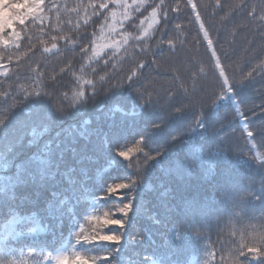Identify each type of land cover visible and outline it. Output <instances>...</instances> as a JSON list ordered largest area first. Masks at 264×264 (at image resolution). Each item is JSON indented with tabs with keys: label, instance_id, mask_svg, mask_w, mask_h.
Instances as JSON below:
<instances>
[{
	"label": "trees",
	"instance_id": "16d2710c",
	"mask_svg": "<svg viewBox=\"0 0 264 264\" xmlns=\"http://www.w3.org/2000/svg\"><path fill=\"white\" fill-rule=\"evenodd\" d=\"M159 2L129 8L130 18L108 34L111 11H122L110 0H46L48 18L28 23L20 47H0L5 57L0 60V260L55 264L54 257L75 251L107 255L101 264H217L219 228L225 260L233 241L241 234L250 239L253 227L259 229L257 219L222 217L235 193L255 192L261 200L250 207L264 210V70L256 67L252 80L202 114L196 107L176 111L177 101L169 107L145 103L129 85L107 92L133 71L137 88L142 84L141 90L161 96L184 88L207 103L218 89L219 68L189 0H164L170 6L167 21L159 18L151 35L141 38L150 5ZM243 2L259 5V0ZM101 3L108 7H91ZM191 3L226 75L235 80L252 71L261 59L256 53L264 48V21L251 17L247 6L236 8L241 0H219V7L217 0ZM177 4L178 12L172 10ZM6 11L0 7V18ZM120 33L129 36L127 44L90 59L95 44L120 40ZM53 43L57 48L45 52ZM201 85L206 91L200 92ZM25 90L69 98L83 90L86 100L65 104L61 111L48 96L23 99ZM13 96L23 102L9 112ZM238 106L244 119L235 112ZM245 127L257 132L247 145ZM141 138L146 154L131 161L119 156ZM117 182L133 183L123 199L101 200ZM129 202L127 217H117L125 220L123 229L100 226L121 235L119 244L76 243L79 226L86 234L94 228L88 216ZM197 231L201 239L194 238Z\"/></svg>",
	"mask_w": 264,
	"mask_h": 264
},
{
	"label": "snow or ice",
	"instance_id": "6c2138e0",
	"mask_svg": "<svg viewBox=\"0 0 264 264\" xmlns=\"http://www.w3.org/2000/svg\"><path fill=\"white\" fill-rule=\"evenodd\" d=\"M111 3L115 4L122 11H116L115 9L111 11V24L107 26L109 33H116L118 31V21L123 18V20H128L130 18L129 8L135 7L137 10L144 6L147 3V0H132V3L129 4L128 0H110ZM46 0H3V3L0 4V7L7 10L2 18H0V47L7 50L10 46L14 48L20 47V41L23 39V33L26 32V26L31 21L33 23L40 22L43 23L48 17L46 16ZM191 8L195 11V19L200 21L199 31L203 32V39L206 41L207 47L211 49L210 56L215 59L216 66L219 68L218 81L219 87L214 90L211 94V97L205 103L202 97H199L198 94L193 91L191 94L188 90L181 88L178 92H174L171 89L169 93L161 96L159 93L149 92L148 90H141L143 85L141 84L140 88H137V82L139 77L136 72H131L130 76H125L124 81H118L116 85H109L107 92L115 88H121L125 85L132 86L135 88L136 92L144 100L145 103H153L160 107H169L173 104L174 101H177L181 107L176 108V111H181L182 108L186 107H196L200 109L201 114L203 110L209 106L216 105L218 100L226 99L230 94H234L235 87L237 85H242L246 81L253 79V73L256 70V67L264 70V48H262L257 55L261 57L260 62L256 65L252 71L242 75L240 79H230L225 73V68L221 66L220 57L217 55L216 46L210 36L208 28L205 27L203 20L201 19L199 11H196V4L191 3ZM151 6V13L146 20L148 21L146 26L143 28L142 36L149 37L151 35L150 30L154 25L160 24V19L163 18L165 22L168 18L167 9L169 5L164 3V0H160L159 4L153 3ZM217 6L219 7V0H217ZM247 6L249 10V15L251 17H258L261 21H264V0H259V5L248 4L245 5L243 0L241 3L237 4L236 8H245ZM91 7H99L101 9L107 8L108 3H101L99 5H92ZM259 8V11L257 10ZM173 11H180V5L177 4ZM9 12L11 14H9ZM87 15V13H85ZM87 23V20L84 21ZM141 24H145V21H141ZM211 27V25H209ZM103 31V28L101 29ZM121 39H110L105 40L102 36L101 39L105 40L104 43H97L92 48V56L90 59H95L102 55L105 48H118L121 44H127L129 36L124 33H120ZM55 39V37H53ZM260 39L264 41V35L260 36ZM169 48L171 49L174 45L171 40L167 41ZM57 45L53 43L51 48H45V52H51L53 49H56ZM247 51L252 52L250 48ZM5 57L0 53V60H3ZM224 58L227 59V53H224ZM8 61L11 62L12 56L7 57ZM142 67V65H139ZM7 75V72L4 73ZM103 79V78H101ZM126 82V84H125ZM85 85H92L95 89V85L90 80L84 81ZM103 90V89H102ZM206 89L203 85L200 87V92H204ZM97 91L94 90L92 96H95ZM5 96L11 95L8 92L4 93ZM41 95L51 97L55 100L58 110L63 111L65 104L74 105L85 99L86 92L76 91L71 98H69L67 93H56L55 91H24L23 99H28L31 97H39ZM59 97V98H58ZM23 99L17 100L13 96L11 103L8 104V111L16 108L19 104L23 102ZM239 102H237L238 104ZM236 114L240 119H244L243 113L241 112L240 107L238 106L235 109ZM4 123L3 119H0V126ZM200 128H203V124H199ZM244 131L246 136L242 137L243 142L247 145L254 137L257 136V132L249 130L245 127ZM144 139L141 138L138 143L131 147H127L119 151V156L125 160L131 161L134 156L139 157L142 153L146 154L145 149L143 148ZM264 161V159H261ZM133 182H117L111 184L107 187L104 195L100 197L101 200H107L111 196H115L117 199H123L124 192L126 189L132 186ZM262 190H264V184L261 185ZM261 200V196L257 195L253 191L235 193L233 196L229 197L226 201L228 212L222 217V219H257L259 221V229L253 227V231L250 234L251 238L247 239L244 234H241L238 242L233 241L235 247H232L230 254L227 260L223 256V241L220 240L221 235L223 234V229L219 228L217 233V240L221 243V255L220 260L217 264H253V262H258V264H264V210H255L250 207L257 201ZM132 204L125 203L120 205L115 211H104L102 215H90L87 217L88 221L92 222L94 228L90 230L87 234L85 233L84 227L79 226V231L76 233V243L77 244H96L100 242H108L119 244L122 240V236L113 231L103 232L100 230V226L113 228L119 227L123 229L125 227V220L117 217H127L128 213L131 211ZM183 233H179V236H182ZM230 235H235L234 232H231ZM195 239H201L200 232L195 233ZM213 258L215 259L216 253H213ZM55 264H101L103 260L109 259L107 255H88L84 252H72L64 253L54 257ZM0 264H21L20 261L16 259L11 260H0Z\"/></svg>",
	"mask_w": 264,
	"mask_h": 264
},
{
	"label": "rangeland",
	"instance_id": "374dc122",
	"mask_svg": "<svg viewBox=\"0 0 264 264\" xmlns=\"http://www.w3.org/2000/svg\"><path fill=\"white\" fill-rule=\"evenodd\" d=\"M123 21H125V20H123V18H121V19L118 21V24L122 23ZM154 26H156V25H154ZM154 26H153V28H154ZM117 27H118V25H117ZM153 28L150 30V32H152ZM109 34H111V33H109ZM102 43H104V41H102L101 44H102Z\"/></svg>",
	"mask_w": 264,
	"mask_h": 264
}]
</instances>
